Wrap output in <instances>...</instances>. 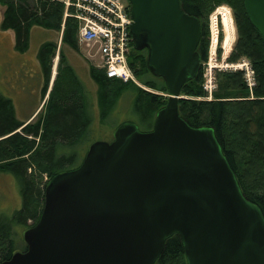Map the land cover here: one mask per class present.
Returning a JSON list of instances; mask_svg holds the SVG:
<instances>
[{
	"label": "water",
	"instance_id": "obj_1",
	"mask_svg": "<svg viewBox=\"0 0 264 264\" xmlns=\"http://www.w3.org/2000/svg\"><path fill=\"white\" fill-rule=\"evenodd\" d=\"M134 50L166 86L153 126L116 127L82 162L52 177L27 247L0 264H158L166 239L180 237L187 264H264V217L243 195L213 129L178 111L182 86L201 56L199 19L179 0H128ZM264 38V0H243Z\"/></svg>",
	"mask_w": 264,
	"mask_h": 264
},
{
	"label": "trees",
	"instance_id": "obj_2",
	"mask_svg": "<svg viewBox=\"0 0 264 264\" xmlns=\"http://www.w3.org/2000/svg\"><path fill=\"white\" fill-rule=\"evenodd\" d=\"M179 1L183 11L196 16L200 21L201 34L197 50L201 59L206 56L208 44L204 19L216 4L227 3L233 9L237 42L232 58L238 55L250 58L256 77L251 95L240 73H219L214 99H195L204 95L198 69L196 76L187 81L181 90V93L192 99L180 98L178 111L190 126L213 129L243 195L258 206L264 217V189L258 187L257 181L248 182L247 185L244 173L245 170H249V174L255 173L256 168L257 172H261L260 175L264 174V38L251 24L243 0ZM0 4L5 6L0 29L14 32V48L17 52L23 53L28 49L33 26L59 30L62 20V41L77 48V23L69 16L63 19L62 3L56 0H34L32 4L28 0H0ZM51 44L44 42L37 53L45 76L43 98L49 84L50 70L46 68V63L53 49ZM130 45L132 48V42ZM146 55V49H133L127 56L136 77L149 72L145 64ZM89 74L97 86V106L102 121L114 109L121 95L131 89L139 125L144 126L143 131L152 128L156 112L166 104L162 95L144 91L132 81L107 78L104 70L95 66L90 67ZM53 82L45 115L36 121L33 119L37 114L34 118L19 120L12 101L0 94V172H10L16 178L21 196L20 208L11 217L0 218V262L9 259L17 250L26 249V243L23 247L18 246L15 226L27 229L37 222L43 208L44 189L50 179L74 169L83 160L76 163L77 154L73 146L82 141L89 125L85 93L74 75L71 82ZM143 84L156 91L166 92L165 83L159 77L145 80ZM43 173L48 176V180L41 183L38 177ZM39 182L41 185H38ZM157 263L187 264L177 234L166 239Z\"/></svg>",
	"mask_w": 264,
	"mask_h": 264
},
{
	"label": "rangeland",
	"instance_id": "obj_3",
	"mask_svg": "<svg viewBox=\"0 0 264 264\" xmlns=\"http://www.w3.org/2000/svg\"><path fill=\"white\" fill-rule=\"evenodd\" d=\"M28 2L29 4H32L34 0H28ZM218 6H225L229 8L231 12L233 19V38L230 46L225 49L223 46L225 31L222 23L219 22L220 38L216 50L215 61L216 63L222 64L224 66L225 64H236L245 61L248 63V67H250L254 72L253 78L251 79L253 85L252 87L248 86L245 69H234L228 66L219 70L214 69L213 75L215 78V87L212 91L211 97L207 96L201 98L200 100L214 99V92L218 89L217 75L219 73H240L250 95L256 85L255 71L250 58L246 55H238L235 59L232 58V54L235 53V45L237 42V28L234 20L233 9L227 3H219L213 6L207 15V18L204 19V22L207 26L208 44L206 56L204 59L200 60L199 70L201 73V87L202 80L204 79L202 74L203 68L206 67V65L204 66L203 63L209 61L210 15ZM4 10L5 6L0 4V22ZM63 29L64 20H62L59 30H49L38 26H33L29 34L28 49L23 53L17 52L14 48V32L12 30L3 31L0 29V94L12 101L15 115L19 120H26L36 110L35 114L32 116V118H34L37 114V116L33 119V121H36L38 118H42L45 115L46 102L49 96V91L52 87V84L54 83L53 81L56 80L57 84H61V82L64 81L71 82V77L73 78L74 75L85 93L86 111L89 117V125L86 134L82 137V141H80V143L73 146V148L76 149V163H78L82 160V158H84L86 151L93 142L98 140L111 141L113 139V133L116 127L121 123L133 122L137 124L141 131L144 130V126L141 124L139 125V117L135 111L133 101L134 93L131 89H128L121 95L108 117L104 121L101 120L97 106V86L89 74V69L94 64L92 65V62L86 55L85 47L80 46L77 42V39V48H73L69 44L62 41L61 38ZM44 42L53 43L51 44L53 49L46 63V68L50 70V75L48 89L45 97L43 98L42 88L45 84V76L44 69L38 59L37 53L40 46ZM132 50L133 47L131 48L130 46L128 55ZM134 77L135 80L141 85L140 88H145H142L144 91L162 95L167 101V92H159L143 84L145 80L155 79L151 73L147 72L141 77H136L134 75ZM204 95H206V93H204ZM181 98L192 99L191 96H187L183 93H181ZM254 170L255 173L258 174H249V170H245L244 172L246 174L245 179L247 181V185L248 182L257 181L258 187L264 189V187H262V185L264 186V174L260 175L261 172H257L256 168ZM38 180L42 183L48 180V176L43 173L39 175ZM262 182L263 184L260 185ZM41 183L38 185H41ZM20 206L21 196L16 178L10 172H0V218L11 217L13 212L19 209ZM25 230L26 229H23L20 226H15V231L17 232L16 238L19 241V248L23 247V244H25L23 240V233Z\"/></svg>",
	"mask_w": 264,
	"mask_h": 264
},
{
	"label": "built area",
	"instance_id": "obj_4",
	"mask_svg": "<svg viewBox=\"0 0 264 264\" xmlns=\"http://www.w3.org/2000/svg\"><path fill=\"white\" fill-rule=\"evenodd\" d=\"M57 1L64 5V19L69 16L77 21V42L80 46L85 47L86 55L92 65L94 64L93 66L103 69L107 78L118 79L123 82L132 81L140 87L141 85L135 80L127 61L132 42L129 31L132 19L128 0ZM225 9L231 15L229 8L225 6L216 7L214 13L212 12L210 15L209 61L203 63L206 67L203 68L202 73L204 76L202 89L206 95L195 97L198 100L207 96L211 97L215 87L214 69L219 70L226 68V66L234 69H245L248 86L252 87L253 85L251 79L254 72L245 61L236 64H225V66L215 61L220 38L219 22L222 23Z\"/></svg>",
	"mask_w": 264,
	"mask_h": 264
},
{
	"label": "bare ground",
	"instance_id": "obj_5",
	"mask_svg": "<svg viewBox=\"0 0 264 264\" xmlns=\"http://www.w3.org/2000/svg\"><path fill=\"white\" fill-rule=\"evenodd\" d=\"M232 17L229 13V11H227L225 9V11L223 12V16H222V23H223V27H224V31H225V37L223 40V46L225 47V49L228 48V46H230V43L232 41L233 38V24H232Z\"/></svg>",
	"mask_w": 264,
	"mask_h": 264
},
{
	"label": "crops",
	"instance_id": "obj_6",
	"mask_svg": "<svg viewBox=\"0 0 264 264\" xmlns=\"http://www.w3.org/2000/svg\"><path fill=\"white\" fill-rule=\"evenodd\" d=\"M10 30V29H9ZM5 31H7V30H5ZM38 109V108H37ZM36 111V110H35ZM35 111L33 112V114H31L29 117H32L34 114H35Z\"/></svg>",
	"mask_w": 264,
	"mask_h": 264
}]
</instances>
